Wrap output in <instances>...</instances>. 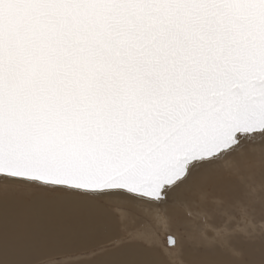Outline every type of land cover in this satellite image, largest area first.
Here are the masks:
<instances>
[{
    "label": "snow or ice",
    "instance_id": "1",
    "mask_svg": "<svg viewBox=\"0 0 264 264\" xmlns=\"http://www.w3.org/2000/svg\"><path fill=\"white\" fill-rule=\"evenodd\" d=\"M0 264H264V0H0Z\"/></svg>",
    "mask_w": 264,
    "mask_h": 264
},
{
    "label": "bare ground",
    "instance_id": "2",
    "mask_svg": "<svg viewBox=\"0 0 264 264\" xmlns=\"http://www.w3.org/2000/svg\"><path fill=\"white\" fill-rule=\"evenodd\" d=\"M160 243L163 244L164 243V240H163V234L161 233V236H160Z\"/></svg>",
    "mask_w": 264,
    "mask_h": 264
},
{
    "label": "rangeland",
    "instance_id": "3",
    "mask_svg": "<svg viewBox=\"0 0 264 264\" xmlns=\"http://www.w3.org/2000/svg\"><path fill=\"white\" fill-rule=\"evenodd\" d=\"M163 240H164V236H163Z\"/></svg>",
    "mask_w": 264,
    "mask_h": 264
}]
</instances>
